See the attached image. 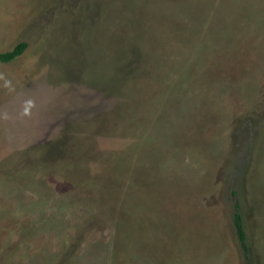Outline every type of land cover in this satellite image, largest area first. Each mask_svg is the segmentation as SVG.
I'll use <instances>...</instances> for the list:
<instances>
[{"label": "rangeland", "instance_id": "rangeland-1", "mask_svg": "<svg viewBox=\"0 0 264 264\" xmlns=\"http://www.w3.org/2000/svg\"><path fill=\"white\" fill-rule=\"evenodd\" d=\"M19 43L0 264H264V0H0Z\"/></svg>", "mask_w": 264, "mask_h": 264}, {"label": "trees", "instance_id": "trees-1", "mask_svg": "<svg viewBox=\"0 0 264 264\" xmlns=\"http://www.w3.org/2000/svg\"><path fill=\"white\" fill-rule=\"evenodd\" d=\"M27 45L25 43H19L9 51L0 52V63L6 64L16 60L20 57L26 50ZM234 211L232 214V221L235 229V235L239 242L240 248L244 253V257H247V245L246 236L242 224L241 216L238 212L237 205L234 206Z\"/></svg>", "mask_w": 264, "mask_h": 264}]
</instances>
